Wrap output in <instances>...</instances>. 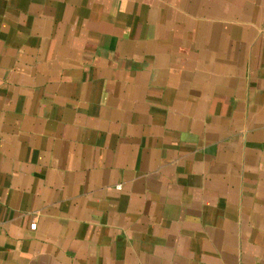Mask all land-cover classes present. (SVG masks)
<instances>
[{
	"label": "crops",
	"instance_id": "1",
	"mask_svg": "<svg viewBox=\"0 0 264 264\" xmlns=\"http://www.w3.org/2000/svg\"><path fill=\"white\" fill-rule=\"evenodd\" d=\"M0 264H264V0H0Z\"/></svg>",
	"mask_w": 264,
	"mask_h": 264
},
{
	"label": "built area",
	"instance_id": "2",
	"mask_svg": "<svg viewBox=\"0 0 264 264\" xmlns=\"http://www.w3.org/2000/svg\"><path fill=\"white\" fill-rule=\"evenodd\" d=\"M29 227H30V229H35L36 223L35 222L31 223Z\"/></svg>",
	"mask_w": 264,
	"mask_h": 264
}]
</instances>
